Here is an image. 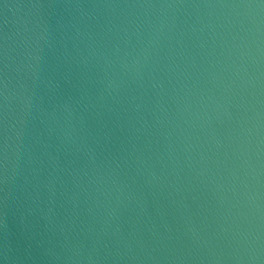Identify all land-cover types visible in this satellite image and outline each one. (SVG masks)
I'll list each match as a JSON object with an SVG mask.
<instances>
[{
  "label": "water",
  "instance_id": "water-1",
  "mask_svg": "<svg viewBox=\"0 0 264 264\" xmlns=\"http://www.w3.org/2000/svg\"><path fill=\"white\" fill-rule=\"evenodd\" d=\"M0 264H264V0H0Z\"/></svg>",
  "mask_w": 264,
  "mask_h": 264
}]
</instances>
